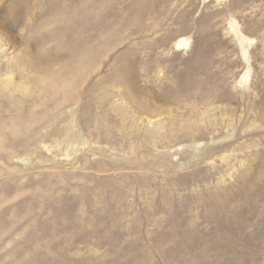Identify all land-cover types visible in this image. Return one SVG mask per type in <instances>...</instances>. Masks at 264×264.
<instances>
[{"label": "rangeland", "instance_id": "374dc122", "mask_svg": "<svg viewBox=\"0 0 264 264\" xmlns=\"http://www.w3.org/2000/svg\"><path fill=\"white\" fill-rule=\"evenodd\" d=\"M0 264H264V0H0Z\"/></svg>", "mask_w": 264, "mask_h": 264}, {"label": "bare ground", "instance_id": "6f19581e", "mask_svg": "<svg viewBox=\"0 0 264 264\" xmlns=\"http://www.w3.org/2000/svg\"><path fill=\"white\" fill-rule=\"evenodd\" d=\"M231 29V28H230ZM233 33H234V31H233ZM187 46H188V42H187V40L185 39H181V40H179V41H177L176 43H175V49H177V50H183V49H186L187 48ZM189 47V46H188Z\"/></svg>", "mask_w": 264, "mask_h": 264}]
</instances>
